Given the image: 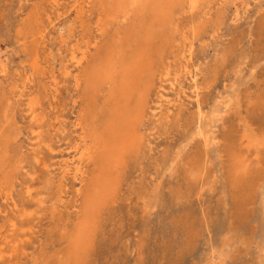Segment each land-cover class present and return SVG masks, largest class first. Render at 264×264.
Returning <instances> with one entry per match:
<instances>
[{"label": "rangeland", "instance_id": "1", "mask_svg": "<svg viewBox=\"0 0 264 264\" xmlns=\"http://www.w3.org/2000/svg\"><path fill=\"white\" fill-rule=\"evenodd\" d=\"M186 2L151 27L108 21L110 0H0V264H264V0ZM116 49L147 66L138 147L76 249L95 168L62 171L116 99L71 55Z\"/></svg>", "mask_w": 264, "mask_h": 264}, {"label": "bare ground", "instance_id": "2", "mask_svg": "<svg viewBox=\"0 0 264 264\" xmlns=\"http://www.w3.org/2000/svg\"><path fill=\"white\" fill-rule=\"evenodd\" d=\"M110 1H111L110 5H112L110 7H113L114 9L111 8L113 9V12L111 13V11L106 8L110 12L106 17L108 21L116 20L119 15H122V18L126 19L130 14L148 10L151 12L150 14H152L154 18V21L150 22L151 27H152V22L159 21L160 23L167 19L170 6L172 5L173 2V0H110ZM85 2L87 3L88 0H85ZM198 3L199 0H189L188 3L189 10L194 11L197 8V6H199ZM196 11L198 10L196 9ZM131 18L134 19L133 16ZM120 23H122V21ZM101 24H103V22ZM138 32L139 30L136 33ZM138 49H141V47H139ZM94 50L96 51L97 48L94 47ZM190 50L191 48H189L188 50V59L191 56ZM89 57L91 56H88V53L85 50L82 51L81 55L77 58L74 55H71V60L73 61L74 65L77 68L80 67L82 68L83 63L88 64V66L82 68L83 75H81V77H83L82 80L85 83V88L89 92V94L86 95L89 96L91 95L94 99L95 96L93 95L96 94L97 97V92L100 91V87L102 85H109L111 92H113V94L110 93L112 94L111 97L114 100L116 99V103L115 106L112 107L110 115H108L110 117L106 118L109 119L110 124L108 126V130H106L107 135L105 139H103L104 135L102 133L97 134L96 130L95 132L92 133V135L89 134L90 136L86 134L80 136L79 144L74 148L75 154L74 156H72L73 159L70 162H65V168L62 171L64 174H70L74 180H78L79 184L82 185V183L84 184L83 182L85 177L84 166L86 165V163H90L91 165H94L95 168V173L91 179L92 183L90 182L91 183L90 189L87 190L88 193L85 195V199H84L85 201L84 213L86 216L84 218L86 219L78 229L77 237L74 243L76 249H80L83 243L86 241V239H88V231L90 227L89 218L93 217V214L96 213V210L98 211L99 205L104 203L108 198L110 199L111 196L109 195L111 193V189L113 188L114 184L116 186L117 183V182L115 183V181H117L116 178H118L121 175L122 171L121 169L119 170V168L122 167L125 156L130 153H134L138 147V139H139L138 129H139V125L141 124L143 114L145 111V104L148 93L147 82L145 81L140 83V77H142L143 71L146 66V63L144 61V55L142 53L138 52L133 54L131 53L125 54L123 53L122 50L116 49L114 51H109L108 53L98 52L95 54V58L93 59L90 58L91 60H89ZM183 70L186 75H190V72L187 69L186 65L183 66ZM118 79H119V83H117L116 86H114V84L117 82ZM80 82L81 79L77 77L75 79L76 85H79ZM193 82H194V92L197 95L198 88L197 85L195 84V80ZM169 89L175 90L176 89L175 84L171 83ZM179 89H181V87H179ZM115 90L117 93L116 98L114 97ZM184 95L185 93L179 90L176 99L174 101L176 100L179 101L181 99L180 96H184ZM159 98H160L159 104L161 101H162L161 103L164 102L167 103V105L171 103L170 100H168L164 95H159ZM89 100L91 102V99ZM94 101L92 100V104ZM158 106L160 107V105ZM88 113L90 117V111ZM109 121L107 123H109ZM82 124H85V122H83ZM103 127L105 128L106 126ZM80 129L83 128L81 127ZM70 165L72 166L71 169L69 167ZM118 171L119 172L121 171L119 173L120 175L117 174ZM88 178L89 176L87 177V179ZM84 186L86 187V188L83 187L85 188V190L89 188L86 185ZM80 189L76 191L75 193L76 195L82 194V191H80ZM113 189H115L116 191V188Z\"/></svg>", "mask_w": 264, "mask_h": 264}]
</instances>
